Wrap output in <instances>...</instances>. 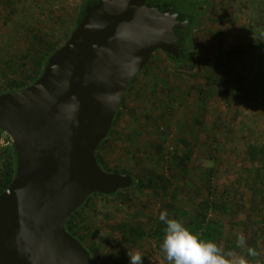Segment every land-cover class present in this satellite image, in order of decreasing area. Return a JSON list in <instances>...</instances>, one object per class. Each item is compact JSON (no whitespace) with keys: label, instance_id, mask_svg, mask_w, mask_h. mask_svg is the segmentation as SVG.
Here are the masks:
<instances>
[{"label":"rangeland","instance_id":"374dc122","mask_svg":"<svg viewBox=\"0 0 264 264\" xmlns=\"http://www.w3.org/2000/svg\"><path fill=\"white\" fill-rule=\"evenodd\" d=\"M80 6L81 0H0V90L30 74L43 49L67 40ZM248 13L246 0H213L192 31L191 61L175 66L155 50L130 82L96 153L111 172L156 186L94 195L76 215L97 263L129 264V249L143 255L142 264H167L163 230L156 234L161 210L198 235L206 224H190L203 213L213 227L207 240L246 255V247H236L243 233L264 261V161L251 159L264 150V104L249 86L256 58ZM6 135L0 133V167ZM123 225L138 229L135 242Z\"/></svg>","mask_w":264,"mask_h":264},{"label":"water","instance_id":"95a60500","mask_svg":"<svg viewBox=\"0 0 264 264\" xmlns=\"http://www.w3.org/2000/svg\"><path fill=\"white\" fill-rule=\"evenodd\" d=\"M168 7L145 0H96L67 40L23 89L0 94V129L15 153V175L0 193V264H98L65 229L91 194L132 185L104 170L95 151L131 79L155 50L179 55Z\"/></svg>","mask_w":264,"mask_h":264},{"label":"trees","instance_id":"16d2710c","mask_svg":"<svg viewBox=\"0 0 264 264\" xmlns=\"http://www.w3.org/2000/svg\"><path fill=\"white\" fill-rule=\"evenodd\" d=\"M95 2L96 0H81L80 10L75 20L73 21L70 30H68V36L70 32L73 30V28H75V26L78 24L81 17L83 16L85 4L91 5ZM212 2L213 0H145L146 5L157 7L160 11H163L169 7L171 9V12L177 14V20L179 21H184L185 19H187V24L184 28L174 30L175 34L180 39L181 57L180 59H176L170 55L169 59L173 64L189 61L188 56L191 54L189 52V49L192 47L191 44L193 41L192 31L194 27L195 28L198 27V25L202 21V18L207 14L208 10L211 8ZM246 3L248 4L249 7L248 31L252 37L251 39L252 42L250 43L249 48L251 50L252 58H256V63L254 64L253 72L249 79L250 81L249 80L248 81L250 83L249 86H251L253 90V93L264 104V0H246ZM61 45L62 44L53 47L51 46L50 48H47L46 51H44L43 49L42 53H38L37 55H35L33 58L34 64L30 74L22 75V77L20 78L10 79L6 84V87L3 90H0V94L4 92L20 90L33 83L41 75L48 57ZM6 66L11 71L12 70L14 71V61L12 59H9L6 62ZM133 78L131 79V81L133 80ZM118 111L119 108L115 113L114 116L115 118L118 114ZM1 132L3 131L0 129V133ZM107 137L108 134L97 146L95 151V156L101 167L106 171H110L109 169H106L103 166L102 158L96 153L98 149L105 143ZM6 142H7L6 147L2 148V153H1L2 165L0 167V193L3 190H5L8 187V185L11 183L16 170L15 153L13 150L12 143L9 142L8 135H6ZM259 153H260L259 157L254 155L251 157V159L254 160L255 158H257V160L260 159L264 161L263 148L259 150ZM131 186L140 190H144V189H153L155 188L156 184L151 179L133 178V182ZM119 190L108 195L98 194V193L89 195L84 201V203L80 207H78L73 213H71V215L66 220L65 229L71 235L77 238V240L90 253L93 260L94 258L91 254L90 247L86 245L82 240V236H81L82 230L79 227L78 229H76L77 228L76 215L80 212L82 208L87 206L92 196L101 195L105 197H110L117 194ZM194 220L196 221L191 222L192 224H190V226H195L196 230H200L204 228L203 224H206V229L203 232L199 233V235L204 240H207L208 238L211 239L213 237L211 236L212 235L211 231L213 227L211 223L209 224L205 222L206 215L202 213L201 216L199 215L195 216ZM163 226L164 225L159 224L158 231L156 232L157 235H161L160 232L163 230ZM126 228L127 225L126 227L125 225H123L122 231L124 232L125 235H128V237H131L132 238L131 240L135 242L138 235V229L130 228V230L127 231ZM193 232L197 234V232L195 231ZM261 261L264 262L263 260Z\"/></svg>","mask_w":264,"mask_h":264},{"label":"clouds","instance_id":"9594fccd","mask_svg":"<svg viewBox=\"0 0 264 264\" xmlns=\"http://www.w3.org/2000/svg\"><path fill=\"white\" fill-rule=\"evenodd\" d=\"M158 219L164 225L160 250L167 264H264L258 259L260 252L247 245L243 233H237L236 247H246V255H237L213 240L201 239L180 219L170 217L167 210H161ZM127 256L129 264H142L139 251L128 249Z\"/></svg>","mask_w":264,"mask_h":264},{"label":"flooded vegetation","instance_id":"af4514ba","mask_svg":"<svg viewBox=\"0 0 264 264\" xmlns=\"http://www.w3.org/2000/svg\"><path fill=\"white\" fill-rule=\"evenodd\" d=\"M193 36V35H192ZM177 44H179V55H178V57H174V58H176V59H180V57H181V44H180V39L178 38V42H177ZM192 47L189 49V52L191 53L189 56H188V60H191V58L193 57V41H192ZM165 55L169 58V56L171 55V54H167V53H165ZM172 56V55H171ZM170 60V59H169ZM174 65H178V63H174Z\"/></svg>","mask_w":264,"mask_h":264},{"label":"built area","instance_id":"2783aa9c","mask_svg":"<svg viewBox=\"0 0 264 264\" xmlns=\"http://www.w3.org/2000/svg\"><path fill=\"white\" fill-rule=\"evenodd\" d=\"M3 142V141H2Z\"/></svg>","mask_w":264,"mask_h":264}]
</instances>
